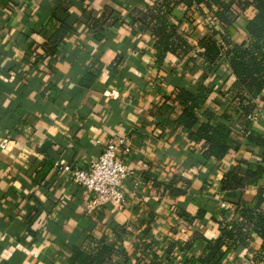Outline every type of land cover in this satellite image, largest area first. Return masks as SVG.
<instances>
[{
  "label": "crops",
  "instance_id": "obj_1",
  "mask_svg": "<svg viewBox=\"0 0 264 264\" xmlns=\"http://www.w3.org/2000/svg\"><path fill=\"white\" fill-rule=\"evenodd\" d=\"M141 1L0 0V143L11 142L0 148V264H70L72 247L89 237L105 238L129 257L105 264H151L154 255L163 264H200L205 240L219 239L233 209L221 191L223 175L239 161L255 164L257 151L243 146L219 163L203 160V147L177 123L184 108L174 100L178 87L201 82V70L179 66L173 56L160 65L152 37L133 34L128 24L102 33L90 27V17L110 9L126 20ZM184 12L177 10L175 23ZM52 17L73 28L54 58L44 50ZM182 29L195 40L207 33L203 22L192 28L183 21ZM95 63L100 74L86 87ZM227 71L224 90L234 82ZM217 99L223 98L216 92ZM121 136L133 145L126 202L91 208L92 194L55 164L87 168ZM256 195L250 188L243 198L252 203ZM261 245L254 235L250 248L228 252L222 264H257Z\"/></svg>",
  "mask_w": 264,
  "mask_h": 264
},
{
  "label": "trees",
  "instance_id": "obj_2",
  "mask_svg": "<svg viewBox=\"0 0 264 264\" xmlns=\"http://www.w3.org/2000/svg\"><path fill=\"white\" fill-rule=\"evenodd\" d=\"M180 8L185 11L183 21L192 28L198 22L206 24L207 33L203 37L195 40L193 31L182 29L183 21L175 23ZM242 20L244 26L239 23ZM51 22L55 29L44 50L54 58L58 46L73 28L58 17H52ZM89 24L98 33L128 24L133 34L152 37L160 65L173 56L179 66L201 70V82L196 87L181 86L175 90L174 100L184 108L178 125L189 133L191 141L203 147L201 156L205 161L219 163L243 146L256 149L258 160L255 164L239 161L223 175L221 191L233 209L220 223L219 239L205 240V249L196 261L222 264L228 252L250 248L256 235L262 241L256 262L264 264V132L256 129L248 118L259 112V102L264 109V0H142L127 14L126 20L118 10L110 9L101 18L90 17ZM240 29L244 35L239 41ZM95 64V70L83 82L86 87L100 74L102 66ZM223 67L228 68V77L234 78L227 90ZM216 92L222 101L212 100ZM250 188L257 190L252 203L243 198ZM181 216L193 223L186 212ZM203 216L200 211L199 217ZM193 244L194 240L185 249ZM173 248L166 249L168 260ZM71 251L70 264H105L118 254L125 262L129 258L121 247L109 246L105 238L89 237ZM153 258L151 264H163L157 262V255Z\"/></svg>",
  "mask_w": 264,
  "mask_h": 264
},
{
  "label": "built area",
  "instance_id": "obj_3",
  "mask_svg": "<svg viewBox=\"0 0 264 264\" xmlns=\"http://www.w3.org/2000/svg\"><path fill=\"white\" fill-rule=\"evenodd\" d=\"M259 112L248 118L254 126L263 122L261 106ZM264 128V126H263ZM264 132V129H263ZM11 144L8 140H2L0 148L7 149ZM133 152L130 137L121 136L107 144L100 155L93 159L87 168L81 169L70 165L55 164L57 171L67 175L68 180L92 194L91 208L105 207L109 205L121 206L126 202L123 185L133 172L127 165V160ZM139 182L136 183V187ZM226 207V203H222Z\"/></svg>",
  "mask_w": 264,
  "mask_h": 264
}]
</instances>
